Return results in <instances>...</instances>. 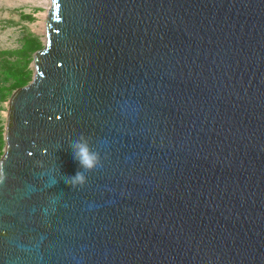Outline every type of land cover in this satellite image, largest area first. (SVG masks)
I'll list each match as a JSON object with an SVG mask.
<instances>
[{"label": "water", "instance_id": "water-1", "mask_svg": "<svg viewBox=\"0 0 264 264\" xmlns=\"http://www.w3.org/2000/svg\"><path fill=\"white\" fill-rule=\"evenodd\" d=\"M32 63L0 264H264V0H50Z\"/></svg>", "mask_w": 264, "mask_h": 264}, {"label": "rangeland", "instance_id": "rangeland-1", "mask_svg": "<svg viewBox=\"0 0 264 264\" xmlns=\"http://www.w3.org/2000/svg\"><path fill=\"white\" fill-rule=\"evenodd\" d=\"M49 7L50 0H0V50L18 49L27 34L37 36L43 45ZM30 68L34 72L32 62ZM7 109L8 102L0 106V124L4 126Z\"/></svg>", "mask_w": 264, "mask_h": 264}, {"label": "trees", "instance_id": "trees-1", "mask_svg": "<svg viewBox=\"0 0 264 264\" xmlns=\"http://www.w3.org/2000/svg\"><path fill=\"white\" fill-rule=\"evenodd\" d=\"M41 48L40 39L33 34H27L18 49L0 50V106L8 102L15 90L31 81L33 72L30 64L33 54ZM4 146V125L0 124V158Z\"/></svg>", "mask_w": 264, "mask_h": 264}, {"label": "clouds", "instance_id": "clouds-1", "mask_svg": "<svg viewBox=\"0 0 264 264\" xmlns=\"http://www.w3.org/2000/svg\"><path fill=\"white\" fill-rule=\"evenodd\" d=\"M73 153V157L78 161L82 171H78L75 176L68 177L66 183L70 187L75 188L76 186L83 187L86 183V172H92L97 167L101 166L100 156L97 152H94L89 144V139L81 135L78 140L74 141L70 145Z\"/></svg>", "mask_w": 264, "mask_h": 264}]
</instances>
